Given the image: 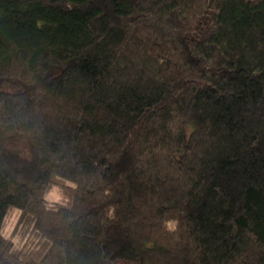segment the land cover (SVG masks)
Instances as JSON below:
<instances>
[{"label":"trees","instance_id":"1","mask_svg":"<svg viewBox=\"0 0 264 264\" xmlns=\"http://www.w3.org/2000/svg\"><path fill=\"white\" fill-rule=\"evenodd\" d=\"M0 264H264V0H0Z\"/></svg>","mask_w":264,"mask_h":264},{"label":"rangeland","instance_id":"2","mask_svg":"<svg viewBox=\"0 0 264 264\" xmlns=\"http://www.w3.org/2000/svg\"><path fill=\"white\" fill-rule=\"evenodd\" d=\"M47 198L51 199V198H55V196H54V194H51V195H47Z\"/></svg>","mask_w":264,"mask_h":264}]
</instances>
